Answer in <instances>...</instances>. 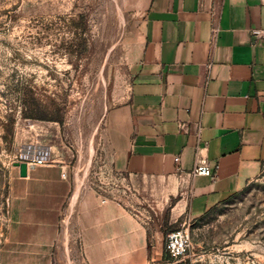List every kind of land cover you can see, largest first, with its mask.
I'll return each mask as SVG.
<instances>
[{"label": "crops", "instance_id": "1", "mask_svg": "<svg viewBox=\"0 0 264 264\" xmlns=\"http://www.w3.org/2000/svg\"><path fill=\"white\" fill-rule=\"evenodd\" d=\"M122 2L128 79L106 111L104 152L72 164L53 146L27 177L12 166L1 264H188L167 256L152 213L197 220L261 173L264 41L253 30L264 29V0ZM201 158L213 176H193ZM95 176L123 199L101 195ZM130 187L150 210L134 208Z\"/></svg>", "mask_w": 264, "mask_h": 264}, {"label": "rangeland", "instance_id": "2", "mask_svg": "<svg viewBox=\"0 0 264 264\" xmlns=\"http://www.w3.org/2000/svg\"><path fill=\"white\" fill-rule=\"evenodd\" d=\"M129 24L122 0H0V264L12 166L37 150L52 155L53 146L72 164L92 152L101 158L107 108L126 89ZM98 159L96 168L104 165ZM98 177L101 195L123 199L120 184ZM125 191L135 209L150 210L140 190ZM159 212L152 214L165 236L188 228L191 253L204 264H264V163L243 190L197 220L170 225L168 207Z\"/></svg>", "mask_w": 264, "mask_h": 264}, {"label": "built area", "instance_id": "3", "mask_svg": "<svg viewBox=\"0 0 264 264\" xmlns=\"http://www.w3.org/2000/svg\"><path fill=\"white\" fill-rule=\"evenodd\" d=\"M253 35L264 41V29L253 30ZM180 160L176 158V162ZM19 162H27L28 168L45 166L52 162L51 152L45 149L25 154ZM193 176H213V168L205 158L198 160L192 171ZM65 175V174H63ZM106 202V199H103ZM192 240L188 228L176 229L168 232L165 236V250L170 259L177 261H188V264H204L203 256L191 253Z\"/></svg>", "mask_w": 264, "mask_h": 264}, {"label": "water", "instance_id": "4", "mask_svg": "<svg viewBox=\"0 0 264 264\" xmlns=\"http://www.w3.org/2000/svg\"><path fill=\"white\" fill-rule=\"evenodd\" d=\"M15 166L19 167L21 177H27L28 176V164H27V162H16Z\"/></svg>", "mask_w": 264, "mask_h": 264}, {"label": "trees", "instance_id": "5", "mask_svg": "<svg viewBox=\"0 0 264 264\" xmlns=\"http://www.w3.org/2000/svg\"><path fill=\"white\" fill-rule=\"evenodd\" d=\"M29 118H33V119H40V120H45L46 118L41 116V117H33V116H29ZM167 256H169V254L167 253Z\"/></svg>", "mask_w": 264, "mask_h": 264}]
</instances>
